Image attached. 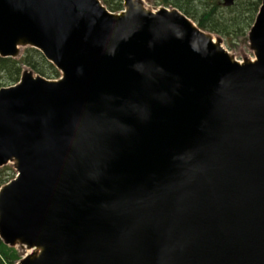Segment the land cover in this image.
<instances>
[{
    "label": "water",
    "instance_id": "1",
    "mask_svg": "<svg viewBox=\"0 0 264 264\" xmlns=\"http://www.w3.org/2000/svg\"><path fill=\"white\" fill-rule=\"evenodd\" d=\"M125 2L0 0V54L63 72L0 90V237L19 264H264V0L244 63Z\"/></svg>",
    "mask_w": 264,
    "mask_h": 264
},
{
    "label": "trees",
    "instance_id": "2",
    "mask_svg": "<svg viewBox=\"0 0 264 264\" xmlns=\"http://www.w3.org/2000/svg\"><path fill=\"white\" fill-rule=\"evenodd\" d=\"M166 4H173L175 6H179L182 9H185L184 5L181 4L183 0H162ZM261 0H250L248 11L245 13L243 11V15L235 14L232 18L226 19L224 14L220 12L215 3H212V6L208 4L207 10H203L201 17L198 18V23L200 27L211 30L217 33H228V31H232L234 29H239V31H243L245 28L249 27L250 22L247 20V14L254 13L257 11L258 6ZM121 6L119 4H115L112 7L113 10L120 9ZM34 53V55H33ZM41 58L40 53L35 50H32L30 54L24 58V61L33 66L35 70H37L40 74L45 75L50 78H55L58 76L57 70H55L50 64L46 67L36 65L35 60ZM22 62V61H21ZM20 62L18 60L13 59H2L0 58V73L6 74L7 77L4 79L0 76V84L1 83H13L18 80L20 74ZM18 258L17 252L13 249L8 248L0 241V264H13L14 260Z\"/></svg>",
    "mask_w": 264,
    "mask_h": 264
},
{
    "label": "rangeland",
    "instance_id": "3",
    "mask_svg": "<svg viewBox=\"0 0 264 264\" xmlns=\"http://www.w3.org/2000/svg\"><path fill=\"white\" fill-rule=\"evenodd\" d=\"M157 0H150L149 5L151 7L159 6L156 4ZM212 3V0H183L181 2L182 5H184L186 10H189L194 15H201L200 13L203 10H207L208 4ZM240 5L233 11H228V9L223 8L226 11H223L225 18H232L235 14H241L243 13V10L246 8V11L248 10L250 0H240ZM243 15V14H241ZM254 13H248L247 17L250 21ZM219 35V34H217ZM221 38H223L225 46L233 52L237 58L242 59L244 57H253V53L248 48V40L247 35L243 34H232V36H223L219 35ZM7 75L4 74V79H6ZM7 169H4L0 172V179L2 178L3 181L0 183V185H3L7 183L9 180H11L15 176V171L12 169L11 166L6 167Z\"/></svg>",
    "mask_w": 264,
    "mask_h": 264
}]
</instances>
